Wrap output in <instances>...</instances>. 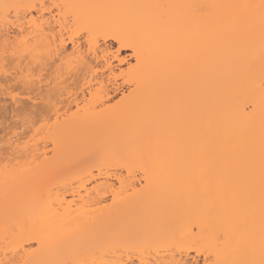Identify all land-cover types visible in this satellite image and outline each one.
Listing matches in <instances>:
<instances>
[{
	"label": "bare ground",
	"instance_id": "6f19581e",
	"mask_svg": "<svg viewBox=\"0 0 264 264\" xmlns=\"http://www.w3.org/2000/svg\"><path fill=\"white\" fill-rule=\"evenodd\" d=\"M36 1L0 0L39 8L38 24L23 9L6 23L0 9V87L22 85L29 105L10 94L13 110L39 111L16 118L30 140L10 132L0 153V264H197L192 252L205 264L214 230L229 233V258L254 231L258 258L264 40L259 9L243 6L260 0H59L53 12ZM66 17L93 30L91 50ZM123 51L133 64L115 72Z\"/></svg>",
	"mask_w": 264,
	"mask_h": 264
},
{
	"label": "snow or ice",
	"instance_id": "6c2138e0",
	"mask_svg": "<svg viewBox=\"0 0 264 264\" xmlns=\"http://www.w3.org/2000/svg\"><path fill=\"white\" fill-rule=\"evenodd\" d=\"M43 7V6H41ZM54 7H58L54 5ZM80 7H96V8H114V7H137V8H151V7H164L163 5H89V6H80ZM171 7V6H169ZM184 7L191 9L193 12L202 13L207 5L203 4H191L185 5ZM243 7L249 8H258L260 12V26H261V37L264 40V0H260L259 5H245ZM36 8L34 4L27 3H3L0 4V9L3 10V18L6 23H11L10 17L12 13H16L17 17H19V12L21 9L25 11L27 15L32 9ZM69 21L71 24L69 25ZM63 24L66 28L69 29L72 33H79L81 31L85 32L88 35L89 40V50H91V45L96 38L95 33L91 28L83 26L80 23L78 17H66L63 21ZM23 27H21V31H23ZM131 45H127L121 43V47H129ZM119 51V50H117ZM137 56V64L132 68H129V73L133 71V68H138L141 62L140 53L136 52ZM127 82V81H126ZM260 90V103L262 109H264V69H262V75L259 83ZM177 94L180 93V89L177 88ZM248 192H247V201L250 213L252 215L253 221L255 219V175H254V164L250 163L248 172ZM235 232V228L233 229V233ZM251 243L250 247L245 249L242 255L240 256H232L229 258L228 255H222L223 251H226L231 245L230 235L227 231H219L214 230L210 234L206 245L205 250L208 251L209 255L206 258L205 264H264V113H262V132H261V150H260V163H259V237H258V247H259V256L256 257V247L257 241L255 239L254 231L250 233ZM58 264H90L88 260H73L71 262H58ZM91 264H96L95 261L91 262ZM100 264H111V262L101 261Z\"/></svg>",
	"mask_w": 264,
	"mask_h": 264
},
{
	"label": "rangeland",
	"instance_id": "374dc122",
	"mask_svg": "<svg viewBox=\"0 0 264 264\" xmlns=\"http://www.w3.org/2000/svg\"><path fill=\"white\" fill-rule=\"evenodd\" d=\"M37 2H38V0L36 1V3H37ZM57 2H59V0H44L43 3L46 4L45 6H46L47 8L51 7V8H49V10L53 12V11L55 10V9H54L55 7H53V6H54L55 4H59V3H57ZM28 14H29V13H28ZM28 14H27V15L24 14V15H25V18H29L28 16H30V15H28ZM31 14H32V16H34L35 21H37L36 23L38 24V23H39V19H38L39 17H38V14L36 13V11L34 12V11L31 10ZM44 15L47 16V15H48L47 12H45ZM11 16H12V15H11ZM10 20L13 21L14 18H13V17H10ZM26 20H27V19H26ZM8 26H10V25H8ZM8 26H7V27H8ZM7 27H6V29L9 28V32L12 33L11 31H13V30H12L13 28H10V27L7 28ZM1 28H2V27H1ZM1 28H0V31H3V28H2V29H1ZM0 43H1V42H0ZM110 43H111V44H110ZM0 45H1V44H0ZM106 46H108V47L110 46L109 48H110L111 50H113V51L116 49V48H115L116 45H115V43L112 42V41H107V42H106ZM114 48H115V49H114ZM128 55H129V52H127V51H123V52H121V54H120L121 58L123 57V58L125 59L124 61H126V63L123 62L122 64H118L116 61H114V60L112 61V62H114L113 64H116V66H115V68H114V69H115V72H117V71L120 70V69H126V67H127L128 64H133V60H132V58L128 57ZM126 58H127V59H126ZM6 59H7V58H6ZM7 60L9 61V59H7ZM7 60H6V64H7V62H8ZM131 61H132V62H131ZM128 62H129V63H128ZM9 63H10L9 65H11V62H9ZM6 64H5V65H6ZM7 65H8V64H7ZM7 65H6V67H7ZM9 65H8V66H9ZM113 66H114V65H113ZM117 66H119V68H118ZM9 68H11V66H9ZM9 68H7V69H9ZM117 68H118V69H117ZM35 71H36V70H35ZM37 71H38V70H37ZM39 72H41V71H39ZM42 72H43V71H42ZM42 72H41V75H40L41 77L39 76L41 79H40L39 77H38V78H39V80H40L41 82H44V81H45V77L47 76L46 78H48V75H50V74H48V72H46V71H44V72H46V73H44V72L42 73ZM34 73L37 74L38 72H37V73L34 72ZM38 74H40V73H38ZM38 74H37V76H38ZM45 74H48V75H46V76L44 77ZM42 75H43V76H42ZM50 76H51V75H50ZM51 77H52V76H51ZM51 77H49L50 79H48L49 82H51ZM38 78H37V80H38ZM43 78H44V79H43ZM121 80H122V79H121ZM121 80L119 79L118 82L121 83V82H122ZM46 81H47V79H46ZM41 82H40V85H41V84H42V85L39 86V87H42V86L44 85V84L41 83ZM49 82H45V84H48ZM16 83H17V82H16ZM4 84H5V83H4ZM4 84H3L2 86H3L4 88H6V86H5ZM10 84H11V83H10ZM10 84L7 83V86L9 87L8 89H10ZM12 84H15V82L12 83ZM38 84H39V83H38ZM38 84H36L35 88H36V87L38 88ZM2 86H1V87H2ZM12 86H13V85H12ZM16 86H17V85H16ZM16 86H15V89L13 88L14 91H13V89H12V87H11V89H12V91H13L14 93H13L12 91H11V93H10V90H9V91L6 90V89L4 90V91H6L7 93L9 92V94L5 93V92L2 90L3 88L0 87V88H1L0 90H2V91H0V148L2 149V150L0 149V153H3V152L5 151V148H7V146L9 145V143L7 142V139H8L9 137H12V138L14 137V136H13L14 134L11 135L10 132H16L15 134L18 133V134L21 135V137H20L21 139L19 138V143L22 141V138L24 137V134H25V133L28 132L29 135H28V133H27V136H28V137L31 136L32 132L29 130V128H28V129L26 128V127H27L26 124H25V127H21V126H22V125H21V122L23 121V123H24V122H26V121L28 120V119L25 120V117H26L25 114L27 115L29 112L31 113V111H34V112L37 113V114L39 113V111H37V110H38V107H37V109H33V110L30 109V111H28V109L26 108V107H27V106H26V104H27V100H26L27 98H26V97L29 96V95H26V93H27L29 90H25V95H24V93H23V95H22L21 93L24 92V91L21 92V90L24 89L25 87L22 88V87H21L22 85L19 86V84H18L19 88L16 87ZM44 86H45V85H44ZM20 88H22V89H20ZM33 89H34V88H33ZM40 89H41V88H39V90H40ZM35 90H36V89H35ZM35 90H34V91H35ZM19 91H20L21 93H20ZM26 91H27V92H26ZM37 91H38V90H36L35 92H37ZM2 92H4V93H3V97H2V95H1ZM18 92L20 93L19 97H17V96H18V95H17ZM35 92H34V93H35ZM38 92H39V91H38ZM34 93H33V94H34ZM6 94H7V96L11 94L10 96L15 97V98H16V97H17V98H20V100H22V99L25 98V100H26L25 103H26V104L23 103L25 106L23 107V106H22L23 104L20 103V104H22V105H19V104H18L17 107H18V108L21 107V108H20V109L17 108L18 111H17L16 109L13 110L14 107L16 108V105L13 106L14 104H13V103H10V102H11V100L9 101V99H10L9 97H10V96H8V99H6V98H7ZM13 94L16 95V96H14ZM35 94H37V93H35ZM30 95H32V94L30 93ZM1 97H2V98H1ZM22 97H23V98H22ZM30 97H32V96H30ZM21 98H22V99H21ZM4 100H5V101H4ZM6 100H7V101H6ZM115 100H116V99H115ZM21 102H23V101H21ZM8 103H9V104H8ZM10 104H12L13 107H12ZM27 105H29V104H27ZM19 106H20V107H19ZM22 107H23V108H22ZM24 108H25V109H24ZM22 109H23V111H24L25 113L22 111ZM19 110H21V111H19ZM25 110H26L27 112H26ZM13 112H14V113L16 112V114H14ZM20 112H22V113H20ZM30 113H29L28 115H29V116H32V115H30ZM17 114H19V115H17ZM32 114H33V113H32ZM21 115H22V118L24 117L23 119L21 118ZM34 115H35V114H33L32 118L35 117ZM11 116H12L13 118H12ZM15 116H16V117H15ZM17 116H19V118H21L22 121H21V119H16V118H18ZM36 116L38 117V115H36ZM27 117H28V116H27ZM27 117H26V118H27ZM37 117H35L34 120H37ZM24 120H25V121H24ZM29 121H33V120H31V119L29 118V120H28L27 122H29ZM27 122H26V123H27ZM35 124H36V123H35ZM37 124L39 125V123H37ZM37 124H36V125H37ZM38 125H37L36 127H38ZM33 126H34V125H33ZM36 127L34 126V128H36ZM24 128H26V129H24ZM26 130H29V131H26ZM30 132H31V133H30ZM9 133H10V135H8ZM18 134H17V135H18ZM17 135L15 136L16 139L18 138ZM22 135H23V136H22ZM44 135H45V134H44ZM27 136H25V139H23L24 142H27V141L30 140V137L28 138ZM38 137H39V136H38ZM38 137H37V138H38ZM41 137H42V135L40 136V138H41ZM46 137H47V136H46ZM46 137H45V136L43 137L45 140H44L43 138H41V140H40V141H41L40 146H39L40 141H39V142L36 141V144L38 143V147H40V148H44V149L48 150L47 153H48V155H50V153H51V149H52V144H51V142H50V140H49L50 138H48V137L46 138ZM27 138H28L29 140H28ZM35 138H36V137H35ZM42 139H43V140H42ZM8 140H9V139H8ZM10 140H11V139H10ZM10 140H9V142H12V141L15 140V138H13L12 141H10ZM35 140H37V139H35ZM43 141H44L45 143H46V141H47V143H46L44 146H43V144H42V143H44ZM6 142L8 143V145L4 146V144H5ZM48 142H49V143H48ZM7 143H6V144H7ZM41 145H42V146H41ZM3 146H4L5 148H4ZM46 146H47V148H46ZM50 146H51V147H50ZM1 151H3V152H1ZM51 155H52V153H51ZM49 157H50V156H49ZM119 169H120V170H119ZM119 169H117V171H118V172H119V171L121 172V176L126 175L124 169H123V170H122L121 168H119ZM123 171H124V172H123ZM118 172H117V173H118ZM120 172H119L118 174H120ZM136 174H137V173H136ZM136 174H135V175H136ZM125 177H126V176H125ZM136 177L138 178V177H139V174H137ZM122 178H123V177H122ZM121 251H122V250H121ZM119 253H121V255L124 256V254H122V252H119ZM190 253H191V252H190ZM190 255H191L192 257H195V260H197V261H196L197 264H202V263L204 262V258H203V256H202L203 254L201 255V253H200V254L197 256V255L195 254V252H192ZM133 262H135L134 264H136V259H134ZM188 262H191V259H188ZM203 264H204V263H203Z\"/></svg>",
	"mask_w": 264,
	"mask_h": 264
}]
</instances>
